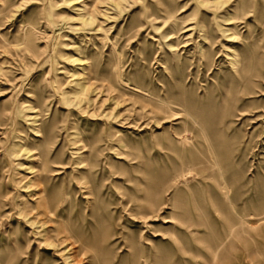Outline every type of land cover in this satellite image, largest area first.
<instances>
[{
  "label": "rangeland",
  "instance_id": "1",
  "mask_svg": "<svg viewBox=\"0 0 264 264\" xmlns=\"http://www.w3.org/2000/svg\"><path fill=\"white\" fill-rule=\"evenodd\" d=\"M0 264H264V0H0Z\"/></svg>",
  "mask_w": 264,
  "mask_h": 264
},
{
  "label": "bare ground",
  "instance_id": "2",
  "mask_svg": "<svg viewBox=\"0 0 264 264\" xmlns=\"http://www.w3.org/2000/svg\"><path fill=\"white\" fill-rule=\"evenodd\" d=\"M85 90H86V88L83 86V85H81L80 86V94L81 95H84V93H85ZM14 156H20V154H18V152L16 153V154H14Z\"/></svg>",
  "mask_w": 264,
  "mask_h": 264
}]
</instances>
